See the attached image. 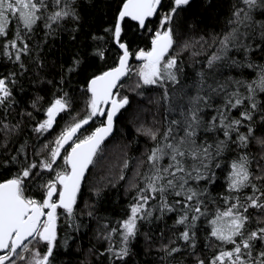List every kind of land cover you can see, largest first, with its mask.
I'll return each mask as SVG.
<instances>
[{"label":"snow or ice","instance_id":"snow-or-ice-1","mask_svg":"<svg viewBox=\"0 0 264 264\" xmlns=\"http://www.w3.org/2000/svg\"><path fill=\"white\" fill-rule=\"evenodd\" d=\"M192 5L0 0V264H64L93 220L103 264H137L140 237L158 264H264V0H227L218 31L178 40ZM129 91L155 93L159 119L103 215L115 182L90 178Z\"/></svg>","mask_w":264,"mask_h":264},{"label":"trees","instance_id":"trees-1","mask_svg":"<svg viewBox=\"0 0 264 264\" xmlns=\"http://www.w3.org/2000/svg\"><path fill=\"white\" fill-rule=\"evenodd\" d=\"M209 3L213 5L212 8L208 7ZM226 12L227 0H193L191 9L182 13L175 22L177 39H184L189 36H197L198 38L199 34H207L213 29L218 31ZM98 13L99 9H97ZM64 39L67 40L66 35ZM199 51L200 55L194 58L196 61L203 59L206 54L204 50ZM182 55L184 60L189 62L188 66L192 67L191 50ZM128 86H132V81H128ZM128 94L132 98V103L124 112L118 125V131L114 132L113 137H110L106 142L107 147L102 158L92 169L90 178L92 184H106L110 179L115 182V173L119 170L120 161L125 158V154L134 158L138 157L143 150L146 138L137 133L136 128L141 123L151 125L154 117L159 119L155 93L149 92L144 96H139L136 92L129 91ZM82 106L83 100L78 107ZM130 178L131 170L127 172L124 181L115 182L114 187H106L107 199L104 208L108 211L102 212L103 215L119 213L120 207L128 198L124 189L127 186V180ZM97 228V222L93 220L79 239L75 243H70V247L61 256L64 264H103L104 256L99 253L102 252L105 242L97 239ZM137 252L139 253L136 257L137 264H158L155 249L143 237L139 238Z\"/></svg>","mask_w":264,"mask_h":264},{"label":"bare ground","instance_id":"bare-ground-1","mask_svg":"<svg viewBox=\"0 0 264 264\" xmlns=\"http://www.w3.org/2000/svg\"><path fill=\"white\" fill-rule=\"evenodd\" d=\"M109 139H110V138H109ZM109 139H108V140H109Z\"/></svg>","mask_w":264,"mask_h":264}]
</instances>
